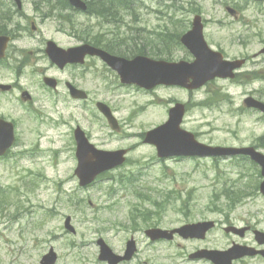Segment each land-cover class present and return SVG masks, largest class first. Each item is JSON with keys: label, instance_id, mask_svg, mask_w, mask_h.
Here are the masks:
<instances>
[{"label": "rangeland", "instance_id": "1", "mask_svg": "<svg viewBox=\"0 0 264 264\" xmlns=\"http://www.w3.org/2000/svg\"><path fill=\"white\" fill-rule=\"evenodd\" d=\"M34 1L28 2L26 8L30 16L38 18L40 34L65 47L73 44L74 36L77 35L74 33L76 27L92 25L96 20L80 18L82 23L72 25V20H59L52 7H41V10L37 11ZM138 1L154 7L185 6V9H191L198 6L204 17L209 19L205 28L207 41L215 48H222L230 57L244 53L253 54L261 47V37L257 33L261 31L264 37V3L235 2L237 5L247 6L241 17L242 20H249L250 24L246 25L233 19L225 10L224 2L234 5L232 0ZM152 14L154 13L145 12L143 20L151 19L156 23L158 20ZM184 17L189 19L192 15L184 13ZM242 34L249 36L243 39ZM2 63L5 65L0 64V82L11 83L15 80L14 69L6 67V64H9L7 60ZM91 77L92 74L87 75V78ZM28 82L26 76L20 80L22 85L31 86L29 90L34 97V103L21 99L20 90L23 89L10 93L0 92V114H13L21 134L29 135V144L33 145V152L36 154L32 159L17 157L20 161L18 169H14L10 160L0 162V187L6 188L2 190L4 193L0 192V264H40L42 256L50 247L58 253L57 264H104L98 261L99 248L96 240L103 237L115 250H119L131 232L135 231L131 222L134 217L130 213L135 207L148 213L149 210L154 211V204L167 205L166 215L162 219L166 228L177 227L200 218L224 221L213 208L224 203V190L231 170L226 160L184 158L160 163L155 160V147L142 141L136 144L134 134L127 140L108 137L107 134L113 133L104 127L106 123L97 115L93 107L94 101L111 98L122 116L127 117L131 113L128 116L131 126L127 129L136 134L141 132L143 126L150 125L151 128L165 122L168 119V109L178 101L185 103L188 109L183 127L195 133L200 142L216 147L249 146L264 132V120L254 123L258 114L246 115L245 119L239 121L233 114L230 115L229 105L224 100L215 101L219 97L213 99L214 101L210 99L215 91H220L221 94L226 91L232 94L236 103H240L248 89H264V82L255 81L241 85V82L236 81H215L208 84L207 88L211 85L208 89L205 87L190 92L170 87L159 90L157 96H150L135 91L122 94L118 89H109L105 81H98L94 86L87 85L90 93L88 107L91 106V110L88 109L85 113L78 111L82 117L81 125L92 133L94 141L102 147L135 145L131 149L130 164L126 168L113 171L112 175L117 176L124 170L128 173L131 171L139 175V180L132 186L124 185L125 188L114 185V182L106 177L90 188L79 191L74 173L75 144L70 132L72 119L67 112L69 103L65 101V90L33 89L34 84L39 82ZM150 101L152 105L148 106ZM58 117H62L67 124H60ZM136 160L139 163L134 165ZM243 167L245 168L235 167L234 170L242 172L243 175L253 174L249 165ZM130 174L122 176L127 177ZM116 178L119 179L120 176ZM233 179L234 173L231 180ZM247 184L252 186L257 183L252 184L247 180ZM5 193L11 197L10 202L6 200ZM72 193H77V196L83 198L81 206H85V210L71 207L68 196ZM262 207V203L258 201L256 205H251L250 209ZM246 210L245 207L233 214L237 218L232 219L238 225L239 219L246 216ZM67 215L73 218L76 234L68 233L64 229V219ZM251 218L255 221L253 216H248V219ZM258 218L264 227V212H261ZM229 241L221 229H216L209 235L205 244L224 247ZM199 244L193 240H183L181 251H189ZM177 247L176 243H165L161 246H151L149 249L146 241H143L141 258L135 264L144 261L145 257L151 260V264H172L173 258L169 255L179 253ZM177 255L176 264L185 262L182 254Z\"/></svg>", "mask_w": 264, "mask_h": 264}, {"label": "flooded vegetation", "instance_id": "2", "mask_svg": "<svg viewBox=\"0 0 264 264\" xmlns=\"http://www.w3.org/2000/svg\"><path fill=\"white\" fill-rule=\"evenodd\" d=\"M67 0H35L34 2L36 5V10L39 11L46 7H54L55 5L57 8L63 7L62 4H64ZM5 2L10 3L12 6L11 15H9L7 18L10 20L8 23L3 25V31L7 33L12 39L13 42L9 45L7 56L4 61H8L10 64H12L15 67L14 73L16 75L17 80H15L12 83L11 90L13 89H28L26 87H23L20 84V79L22 77H28L29 83L34 84V82L38 81L39 84H34L33 89H66V93L68 95V99L72 101V98L69 95L68 89L71 88V86H74L79 89H87V80H86V72L87 68L92 65H96L98 62H100V59L98 57H87L84 63H67L63 67H59L56 64H54L51 59L48 56L47 53V42L49 39L45 38L40 34V29L37 24H40L38 18L34 15L30 16L27 12L28 8V2H31V0H21L23 6L21 9H16L15 1L14 0H0V3L5 4ZM59 2V3H58ZM42 4V5H41ZM27 7V8H26ZM10 9V8H9ZM15 14V15H13ZM238 17V16H237ZM34 19V20H33ZM4 21V20H3ZM74 43L76 45L87 43L88 38L85 33V37L83 35L80 36H74ZM27 42V45L25 43ZM18 44H22L21 46ZM98 44L106 48L108 51H110L113 54H117L120 56H124L126 58H132L135 54V51L139 48L145 49L144 52H150L155 54L163 53L164 50L161 47L159 43H149L148 46L146 44H141L139 41H137V38L135 36H129L127 40L120 39V41H116L113 44V40H104L101 38L98 41ZM114 45L113 50L112 46ZM70 47V46H68ZM100 47V46H99ZM102 48V47H101ZM140 52V51H137ZM158 56V55H154ZM253 66L255 68V72L259 74L264 73V56H261L253 61H247L246 67L247 70L249 67ZM24 72H30L25 73ZM47 77H53L57 80L58 87L57 88H51L46 85L45 79ZM251 91H253L251 89ZM258 91V89H256ZM254 92V91H253ZM33 102L32 100L30 101ZM84 106L79 102L76 101V104L74 106L75 110H84ZM241 106L239 107V109ZM238 109V110H239ZM255 113L258 114L257 119L255 120L256 123H258L260 120L264 118V115L261 113L256 112L255 110H252ZM77 112V111H74ZM74 113L72 112L71 115ZM9 120H12V122L15 124V132H16V139L17 144H23L20 139L21 133L19 132L18 125L16 123V119L12 117V115H8L5 117ZM77 124L80 122L79 118H76ZM262 136V135H261ZM264 137V136H263ZM250 146L264 151V140L262 137L258 136V138L254 139ZM256 167V172L253 175L254 178H261L262 174L260 171V168ZM245 178L250 181L252 176L250 174H246ZM251 182V181H250ZM256 183V182H251ZM254 188L256 186H260V183H257L256 185H253ZM260 193V192H259ZM257 190L251 191L250 195L251 198L249 199V204L256 205L258 201L262 203V206H264V197L260 196ZM256 195V196H255ZM264 212V208H255V210L251 213H249V216H253L256 221L261 220L258 218V215ZM258 222V221H257ZM251 228V230H254L253 226H248Z\"/></svg>", "mask_w": 264, "mask_h": 264}, {"label": "water", "instance_id": "3", "mask_svg": "<svg viewBox=\"0 0 264 264\" xmlns=\"http://www.w3.org/2000/svg\"><path fill=\"white\" fill-rule=\"evenodd\" d=\"M76 5H81L79 0H72ZM183 42L194 52L197 59L192 64H187L186 62L181 63H165L156 62L143 57L136 58L132 62H126L122 69L125 72V79L131 82H136L142 84L143 86H152L159 82H167L168 84H180L188 86L187 82L190 77L194 79V83L190 87H197L205 83L207 80L214 78L215 76L225 77L228 73V66L226 62H223L221 55L211 51L204 39L202 34V25L199 20L195 21L193 29L183 37ZM52 56L55 61L60 60L61 54L56 50L52 51ZM183 106L179 105L171 114V119L162 129L165 133L164 139L167 140L169 147L173 151H184L186 153H196L199 151V147L209 149L196 143L194 138L185 131L179 128L183 117ZM181 135L188 141L179 140L173 143L174 137L180 138ZM160 139L155 140V143H160ZM191 143V144H190ZM159 145V144H158ZM193 150H185V148H191ZM212 150L217 153H225L224 148H212ZM99 158L97 163H93L94 166H89L86 160L84 165L80 169V176L82 177V183L86 184L93 180L94 176L98 174L101 170L105 169L106 165L114 164L111 158L104 157L100 154H96ZM67 226H69V219L67 221ZM210 224H196L185 226L181 228V232L185 236H199L201 233L207 229ZM56 260L55 254L45 256L42 260V264H54Z\"/></svg>", "mask_w": 264, "mask_h": 264}, {"label": "trees", "instance_id": "4", "mask_svg": "<svg viewBox=\"0 0 264 264\" xmlns=\"http://www.w3.org/2000/svg\"><path fill=\"white\" fill-rule=\"evenodd\" d=\"M104 4H105V3H104ZM103 6H105V5H103ZM105 10H106V7H104V8L102 9V12L105 11Z\"/></svg>", "mask_w": 264, "mask_h": 264}, {"label": "bare ground", "instance_id": "5", "mask_svg": "<svg viewBox=\"0 0 264 264\" xmlns=\"http://www.w3.org/2000/svg\"><path fill=\"white\" fill-rule=\"evenodd\" d=\"M59 3V2H58ZM63 6V5H62ZM34 20V19H33Z\"/></svg>", "mask_w": 264, "mask_h": 264}]
</instances>
